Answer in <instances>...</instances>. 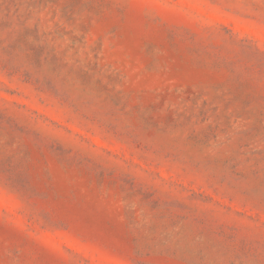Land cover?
<instances>
[{"label":"rangeland","instance_id":"1","mask_svg":"<svg viewBox=\"0 0 264 264\" xmlns=\"http://www.w3.org/2000/svg\"><path fill=\"white\" fill-rule=\"evenodd\" d=\"M0 264H264V0H0Z\"/></svg>","mask_w":264,"mask_h":264}]
</instances>
